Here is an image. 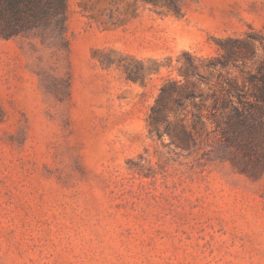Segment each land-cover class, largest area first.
Returning a JSON list of instances; mask_svg holds the SVG:
<instances>
[{
  "label": "rangeland",
  "instance_id": "obj_1",
  "mask_svg": "<svg viewBox=\"0 0 264 264\" xmlns=\"http://www.w3.org/2000/svg\"><path fill=\"white\" fill-rule=\"evenodd\" d=\"M251 30L264 36V0H66L67 46L0 38V264H264V174L193 125L224 78L248 88L259 42L204 64ZM168 79L202 96L157 137L148 116Z\"/></svg>",
  "mask_w": 264,
  "mask_h": 264
},
{
  "label": "trees",
  "instance_id": "obj_2",
  "mask_svg": "<svg viewBox=\"0 0 264 264\" xmlns=\"http://www.w3.org/2000/svg\"><path fill=\"white\" fill-rule=\"evenodd\" d=\"M65 31L66 0H0V38L30 34L49 36L63 40L67 46ZM257 42L263 50V58L255 72L248 73V88L224 78L223 84L209 94L212 102L206 106L207 114H193V125L199 124L200 128L207 129L209 123L212 127L209 132L219 135L224 157L239 171L253 177L264 174V36L251 30L244 37H226L220 41V54L208 58L204 64L213 69L235 65L253 55ZM184 56L179 67L181 74L196 73L199 65L194 64L188 52ZM201 96V92L186 84L168 79L150 107L151 132L160 137L157 123L165 120L166 112L178 110L186 99ZM195 105L197 108L203 106L200 103ZM164 129L168 130V127ZM182 135L183 141L190 139L184 131Z\"/></svg>",
  "mask_w": 264,
  "mask_h": 264
}]
</instances>
